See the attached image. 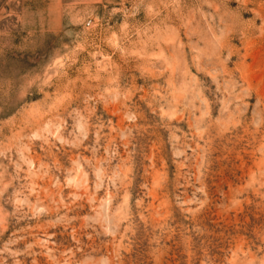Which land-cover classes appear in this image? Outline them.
Listing matches in <instances>:
<instances>
[{"label":"rangeland","instance_id":"1","mask_svg":"<svg viewBox=\"0 0 264 264\" xmlns=\"http://www.w3.org/2000/svg\"><path fill=\"white\" fill-rule=\"evenodd\" d=\"M0 264H264V0H0Z\"/></svg>","mask_w":264,"mask_h":264}]
</instances>
